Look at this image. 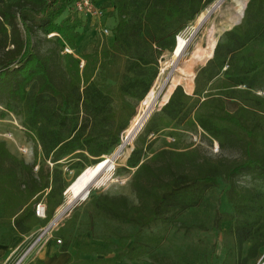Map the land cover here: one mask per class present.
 <instances>
[{"label":"trees","instance_id":"1","mask_svg":"<svg viewBox=\"0 0 264 264\" xmlns=\"http://www.w3.org/2000/svg\"><path fill=\"white\" fill-rule=\"evenodd\" d=\"M107 1L116 20L110 45L74 55L80 21L70 16L71 0H0V101L7 108L9 101L20 104L22 127L34 145L28 164L0 142V227L10 229L8 236L26 235L39 224L34 211L41 200L45 223L53 218L67 187L62 163L76 159L84 168L112 154L157 78L158 56L173 52L176 36L215 0ZM246 2L236 3L239 20ZM35 31L53 35L59 50L36 51ZM212 53L196 72L192 95L177 86L159 120L152 117L144 128L148 135L175 127L199 130L220 148L239 145L242 158L212 160L185 148L145 159L144 148H134L126 165L135 170L130 187L138 204L129 205L123 195L90 200L100 217L136 228L119 237L131 241L130 260L160 243L144 229L172 224L223 176L232 214L217 211L214 229L231 221L224 234L239 256L249 245L241 264H264V193L234 182L241 175L264 181V95L256 94L264 93V0L248 1L240 24L222 34Z\"/></svg>","mask_w":264,"mask_h":264},{"label":"rangeland","instance_id":"2","mask_svg":"<svg viewBox=\"0 0 264 264\" xmlns=\"http://www.w3.org/2000/svg\"><path fill=\"white\" fill-rule=\"evenodd\" d=\"M238 1L242 0H215L211 5L202 10L194 21L186 26L181 33H184L190 27L197 28V18L202 14L201 23L199 24L200 28H198L196 35L190 41L183 55L180 58H176L173 65H168L169 62L172 61L173 52L164 51L158 56V75L150 90H154L157 94L162 95L166 87L170 84V80L180 78L179 85L183 88L184 92L191 93L188 87H190L191 83H194L196 72L206 63L208 60L207 56L212 53V50L209 52L211 42H217L226 30L235 25H228L227 23L236 13V3ZM248 1L249 0H247V2ZM101 5L104 8V16L101 21H88L79 17L80 15L78 16L72 12L70 13L72 18L80 21V25L77 28L79 36L76 39L77 48L73 51L74 55L90 54L98 44L105 46L110 45L111 39L101 36L98 29L103 26L112 28L116 20L111 18L112 12L109 6L106 5V2H101ZM65 17L66 13H63L58 21ZM36 19L38 20V18ZM100 24L103 26H99ZM181 33L176 36L177 39ZM209 35L210 37H208ZM52 36L53 35L45 37L40 32L35 31L32 39L36 51L43 55H47L52 51H58L59 49ZM67 51L70 52L69 50ZM63 52L65 53L66 51L64 50ZM191 73L193 77L190 83L191 79L185 78L183 74ZM35 88L36 87H32L31 90H35ZM215 91L214 89V92ZM256 94L260 96L264 95L261 90L256 91ZM141 102L137 104L136 114L140 110ZM162 105V97L159 96L153 111L145 121L143 127L133 141L127 146L125 151L126 155L115 162L116 166L110 173V180L99 187L90 189L84 201L76 203L69 211L60 217V219H57L59 213L61 211L63 212L66 192L77 178L80 177L87 168L99 169L104 166L109 156L104 157L101 160V164L84 167L85 169L81 162H77L78 160L76 159L67 163H62L61 169L67 186L64 191L65 193H63V202L56 208L53 218L39 230L46 229L55 217V224L46 234L47 236H51L55 242L57 239L63 241V237H70L74 232H83L86 230L93 231L95 236L108 239L132 235L136 231V228L120 226L100 217L90 206V200L100 195L112 196L119 193L122 195L125 194L129 205L138 204L135 194L130 187L131 178L135 170L129 169L126 165V161L134 148L143 147L145 159H149L153 154L162 150L183 151L185 148H196L199 150L201 156L212 160L226 159L233 161L242 158L239 145L232 147L226 146L224 148H220L217 145L218 151L215 152L214 146L216 142L202 135L199 130L186 131L183 127H175L164 129L156 135H148L144 127L152 117H154L156 121L159 120V111ZM19 111L20 104L9 101L7 108L6 100L3 98L0 101V142H4L7 149L14 156L31 164L33 162L34 145L27 136L25 129L22 127ZM125 132L126 130L122 132L120 144L115 148L110 157H112L121 146ZM145 143L148 147L143 145ZM37 168L38 167H36L35 170ZM217 181V186L207 190L203 194L202 201L197 207L178 214L172 224H156L142 231L143 235H152L155 239L160 240L159 244H150L147 249V255L145 257L150 260L152 264H179L180 262H186L188 264H241L242 258L245 256L249 245L245 244L242 246V251L239 256L233 239L224 234V232L230 228L232 222L222 223L220 230L214 229V218L217 211L220 213L232 214V206L228 202L226 196L228 187L224 177H219ZM234 182L240 189H250L264 193V181L257 180L251 175L238 176L234 179ZM40 221L44 223L45 219H40ZM78 221L79 225L76 226ZM38 234L39 232L32 235L31 239L21 247L18 253H21L28 246L29 242ZM248 264H253V262H249ZM256 264L262 263L259 260Z\"/></svg>","mask_w":264,"mask_h":264},{"label":"crops","instance_id":"3","mask_svg":"<svg viewBox=\"0 0 264 264\" xmlns=\"http://www.w3.org/2000/svg\"><path fill=\"white\" fill-rule=\"evenodd\" d=\"M193 91L194 83L190 85L191 93L185 92V94L192 95ZM119 195L122 194L118 193L112 196ZM38 220L39 224L26 235L8 236L10 229L0 227V264H10L21 247L31 239L32 235L39 232V229L47 224L41 222L40 219ZM78 225L79 221L76 226ZM57 240H60L61 244H57L51 236L37 237L36 241L30 246L31 249L23 264H36L37 262L41 264H88L101 261H111L113 264H152L145 256L133 260L128 259L127 252L131 241H120L119 237L108 239L95 236L93 231L86 230L74 232L70 237H63V241L61 239Z\"/></svg>","mask_w":264,"mask_h":264},{"label":"bare ground","instance_id":"4","mask_svg":"<svg viewBox=\"0 0 264 264\" xmlns=\"http://www.w3.org/2000/svg\"><path fill=\"white\" fill-rule=\"evenodd\" d=\"M201 19H202V14L197 18V23H198L197 28L190 27L187 29V31H185L184 33H181L178 39L176 38V47L172 54L173 55L172 61H170L168 64L169 66L174 64V60L176 58H180L183 55L185 49L187 48V46H189L190 41L196 35L198 28H200L199 24L201 23ZM238 20H239V17L236 14H234V16L228 20L227 24L233 25ZM208 37H210V35ZM215 45H216V41H212L210 44L209 52H211V50L213 51ZM183 76L185 78L187 77L189 80L191 79L190 80V83H191L192 77H193L192 73L183 74ZM179 80L180 78L170 80L171 81L170 84L166 87L162 95L157 94L154 90H150L148 92L144 100L141 102L140 110L134 116L129 127L126 129V132L124 133L125 136L123 138V142L121 146L117 149V151L114 153L112 157L109 156L107 158V163L104 166H102L99 169L98 168H87L82 173V175L77 178V180L73 183V185L66 192V201L64 202V205H63L64 207L63 212L61 211L59 213L57 219H60V217H62L67 211H69L76 203L84 201L87 198L90 189L99 187L110 180L111 178L110 173L116 166L115 162L118 159L122 158L124 155H126L125 151L127 149V146L133 141V139L136 137V135L139 133V131L143 127L147 118L150 116L151 112L153 111L155 107L157 98L161 96L162 104L166 103L169 95L171 94V92H173V89L177 85H179ZM188 89H190V87H188ZM99 164H101V161L95 165L97 166Z\"/></svg>","mask_w":264,"mask_h":264},{"label":"built area","instance_id":"5","mask_svg":"<svg viewBox=\"0 0 264 264\" xmlns=\"http://www.w3.org/2000/svg\"><path fill=\"white\" fill-rule=\"evenodd\" d=\"M103 1H105L106 5L109 6L110 8V5L107 0H71L69 4V10H70V13L72 12L74 14H77L78 16L80 15L79 17H82L88 21L89 20L90 21L91 20L101 21L104 16L103 15L104 8L101 5V2ZM110 11L112 12L111 8H110ZM99 26H103V25L100 24ZM98 31L101 36L109 37L111 35V27L109 28V27L103 26V27H100ZM65 51L68 52L67 50ZM214 151L215 152L218 151L217 143H215ZM34 213L38 219H45V204L43 203L42 200L35 205ZM49 225L46 227V229L39 231V234L35 237V239L32 240L21 253H18L15 256L11 264H23L24 261H26L28 252L31 249L30 246L32 245V243L36 241L37 237L40 238V237L46 236L47 232H49V230L53 226L52 225L51 227H49ZM56 243L61 244V241L56 240Z\"/></svg>","mask_w":264,"mask_h":264},{"label":"water","instance_id":"6","mask_svg":"<svg viewBox=\"0 0 264 264\" xmlns=\"http://www.w3.org/2000/svg\"><path fill=\"white\" fill-rule=\"evenodd\" d=\"M247 3H248V2H247ZM247 3H246V4H247ZM245 7H246V5H245ZM245 7H244V10H245ZM243 13H244V11H243ZM243 13H242V16H241L240 20H239L237 23H235L234 26L240 24L241 19H242V17H243ZM177 86H180V85H177ZM177 86H176V87H177ZM176 87H175V88H176ZM168 99H169V97H168ZM167 101H168V100H167ZM166 103H167V102H166ZM166 103H164L162 106H164ZM162 106H161V107H162ZM64 193H65V192H64ZM63 195H64V194H63ZM54 223H55V217H54V219L51 221L49 227H51Z\"/></svg>","mask_w":264,"mask_h":264}]
</instances>
